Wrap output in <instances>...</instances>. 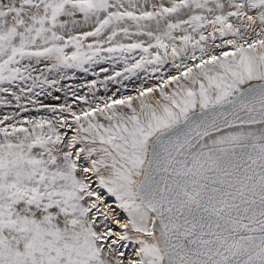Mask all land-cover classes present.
I'll return each instance as SVG.
<instances>
[{"label": "snow or ice", "instance_id": "snow-or-ice-1", "mask_svg": "<svg viewBox=\"0 0 264 264\" xmlns=\"http://www.w3.org/2000/svg\"><path fill=\"white\" fill-rule=\"evenodd\" d=\"M105 63L0 118V264H264V0H0L21 111Z\"/></svg>", "mask_w": 264, "mask_h": 264}, {"label": "rangeland", "instance_id": "rangeland-1", "mask_svg": "<svg viewBox=\"0 0 264 264\" xmlns=\"http://www.w3.org/2000/svg\"><path fill=\"white\" fill-rule=\"evenodd\" d=\"M101 67H104V68H108L109 69V72L107 73L108 75H111L112 72L114 71L113 68H112V65L107 64V63L102 64V65H96V66H94L93 69H91L88 73H83V72H80L78 70H68L67 71V77L70 74H76V75H78L79 79L74 80V81H70V82H67L66 80L63 79V80L60 81V84L58 85V87L61 88V91L57 92L55 90V88H48V89H46L44 91V94L42 93L38 97H36L37 95L35 93L41 92V89L40 88H36L34 90V92L32 93L31 97H29L27 93H23V94L19 93L18 92V89H14V90H16L18 92V94H20L21 99H20L19 103L21 105H23L25 108L32 107L31 105H33V103L31 101L32 100H36L39 97H43L44 99H46V100H44V102L42 104H59V103H64L65 102V99L67 98V102L68 103L71 102L73 104V107L75 108L77 105H79V101H75L74 102L72 100V98H71V92L72 91H76L80 95L86 94L88 92V89L86 87H76V86L77 85H84V84L90 83L92 80L99 81L100 78L99 77H96V75H93L92 73H93V71L100 73L99 70H100ZM122 67H123L122 65H119V66H117V68L115 70L118 71ZM57 79H58V77H57ZM103 79H104V77H103ZM119 79L120 78H117V82H119ZM102 86L103 85L100 84L99 82L97 83V85H96V94L98 93L99 88L102 87ZM47 92H51L52 95L51 96H47L46 95ZM56 96H59L60 97V99L58 101L54 99V97H56ZM43 98H41V99H43ZM36 101L38 103V100H36ZM5 102H7V103H5ZM16 105H17V101L15 100L14 97H12L8 93H0V118H2L4 115H13V114H15V111H16V113H19V112L21 113L20 108H18ZM41 115H45V114H40V115H35V116L38 117V116H41ZM27 117H30V116H27ZM101 195H105V193H102V191H101ZM98 218H101V217H98ZM130 246H129V249H131Z\"/></svg>", "mask_w": 264, "mask_h": 264}, {"label": "bare ground", "instance_id": "bare-ground-1", "mask_svg": "<svg viewBox=\"0 0 264 264\" xmlns=\"http://www.w3.org/2000/svg\"><path fill=\"white\" fill-rule=\"evenodd\" d=\"M140 75L143 76V73H141ZM73 76L75 77L74 79L65 78L64 80H66L67 82H70V81H74V80L79 79L78 75H76V74H70L68 77H73ZM104 76H105V73H99V76H96V77H99L100 80H103V77ZM139 83H140V81L138 79H136V77L132 78L131 81H125V84H127L129 88H132L134 85L139 84ZM152 83H154V81H149L148 82L149 86H151ZM107 87H108V92L107 93H105V91H104V86L100 87L99 88V91L97 93V96L111 95L112 92H115L117 90V88L120 87V85H119V82H117L115 84L112 83V82H109L108 85H107ZM121 91H123L122 88H121ZM126 94H133V95H135V93H126ZM36 97H38V96H36ZM41 98H43V97H39L38 99H36V100H38V103L37 104H33L34 106L31 105L32 107H30V108H27L28 109L27 112H23V111H21V113L19 112L20 114L18 115L17 119H22V118L27 117V116H30L31 117V116L40 115V114L48 115V113L45 110H43V109L40 110L39 112L36 111V109L39 107V105L41 103H43L44 100H46L44 98L43 99H41ZM79 107H86V105H80V103H79V105H77L75 108L78 109ZM15 113H16V111H15ZM101 191H102V193H105L104 190H101ZM105 195H106V193H105ZM107 203L108 204H111L114 207L115 206L114 205V198L108 199L107 200ZM101 211H103V209H101ZM117 211H120V210L117 209ZM125 218H126L125 215L121 212V220L123 221ZM113 229L116 230V226L113 225Z\"/></svg>", "mask_w": 264, "mask_h": 264}]
</instances>
